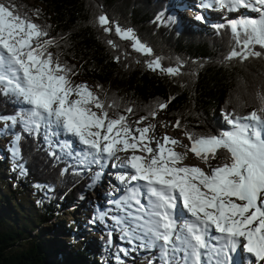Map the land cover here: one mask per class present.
<instances>
[{"label":"trees","instance_id":"trees-1","mask_svg":"<svg viewBox=\"0 0 264 264\" xmlns=\"http://www.w3.org/2000/svg\"><path fill=\"white\" fill-rule=\"evenodd\" d=\"M10 2L45 28L48 36L43 39L53 40L48 51L73 69L72 80L89 82L106 105H113L107 109L109 116H126L133 129L179 120L185 131L217 135L231 127L225 113L246 116L261 106L258 93H264V56L225 60L233 48L240 50L230 24L215 27L216 23L199 17L189 20L169 0ZM101 15L109 19L108 25L99 24ZM116 26L132 29L152 54L135 51L132 41L115 32ZM104 27L112 31L105 32ZM254 50L264 52L259 46ZM157 57L163 68L179 67L180 74L153 71L148 62ZM161 103H167L163 110L158 109ZM21 109L17 99L0 95V116H12ZM153 110L155 118L149 116ZM215 113L224 122L216 121ZM141 117L148 119L138 124ZM5 129L7 136L20 137L22 175L12 186L13 179L0 170V185L4 181L8 188L0 187V264H160L158 255L149 250L141 261L133 262L112 230L101 227L98 237L91 235L92 223L100 217L94 205L84 219L71 224L58 219L77 203L93 177H87L76 161L41 133L30 134L21 124ZM222 159L221 155L210 163L216 165ZM35 188L45 192L34 204L26 192Z\"/></svg>","mask_w":264,"mask_h":264},{"label":"snow or ice","instance_id":"snow-or-ice-1","mask_svg":"<svg viewBox=\"0 0 264 264\" xmlns=\"http://www.w3.org/2000/svg\"><path fill=\"white\" fill-rule=\"evenodd\" d=\"M211 3L229 11L245 8L259 14L231 23L240 50L233 48L225 60L264 56L254 50L255 46L264 49V0ZM98 22L110 23L104 15ZM104 31L112 29L104 27ZM115 32L132 41L135 51L152 54L132 29L116 26ZM46 36L42 25L20 14L10 0H0V95L26 105L0 120L21 124L30 134L43 130L50 144L58 130L74 136L84 146L77 161L80 165L101 164L113 157L121 161L117 153H130L113 164L130 171L118 176L126 191L114 201L121 214L112 219L129 242L157 250L160 264H233L230 253L238 248L251 255L250 264H264V93H258L260 108L248 115L225 113L229 130L210 136L186 130L190 147L168 135L161 143L149 135L156 125L133 129L126 116L111 118L107 109L112 104L106 105L86 83L74 84L73 69L48 51L53 40L43 39ZM108 43L117 46L111 40ZM148 67L180 74L179 67L163 68L159 57ZM166 107L167 103L158 105L159 110ZM156 115V110L149 113L152 118ZM147 119L141 117L137 123ZM174 127H181L179 120ZM177 146L185 151L177 152ZM58 147L64 150L71 145L64 142ZM18 152L14 146L13 153ZM189 152L208 171L184 164ZM221 155L222 161L213 166L210 161Z\"/></svg>","mask_w":264,"mask_h":264},{"label":"rangeland","instance_id":"rangeland-1","mask_svg":"<svg viewBox=\"0 0 264 264\" xmlns=\"http://www.w3.org/2000/svg\"><path fill=\"white\" fill-rule=\"evenodd\" d=\"M31 1L32 0H30V2ZM185 1L186 0H183V2L185 3L184 6H186ZM194 1H195V4L193 5L191 3L192 6H190V5L189 6L191 8L190 10H195V11H186V14H185L187 16V19H189V20L194 19L193 15L197 14L196 11L199 13H203V11L204 12L206 11V6H207V8L211 7L210 3H208V2L204 1V3L201 4V0H194ZM169 2H172V0H169ZM201 6H204V9H202ZM255 7H260V6L256 5ZM218 10H219L218 12H213L210 9H207V12H211V14L216 15L217 18H212L209 15H207V17H210L211 19L217 20V21L215 20L214 23H218L220 20L224 21L225 20V19H223V16L225 15L224 13L229 14V12H230L228 9L218 8ZM236 11H237L235 14L236 17H240V14L242 12L244 13L243 8H240ZM248 13H251V14L256 15V16L259 15L258 13H256L254 10H251V9H246L245 14H248ZM36 16L34 17L35 19L37 18ZM230 16L231 15H226V17H228L227 20H229ZM192 24L198 25V23H192ZM159 71H162V70L159 69ZM72 81L74 84L86 83V81L83 78H77V79H74ZM86 84L89 85V82ZM89 88L92 91L96 90L95 87L91 88L89 86ZM17 103L21 107L23 106V108L26 107V105H24L22 102H20L18 100H17ZM220 111L221 110H219V112ZM214 119H216V121L219 120L220 122H224L223 117L217 113H215ZM175 123H176V120L175 121L173 120V122L164 121L161 125H156L155 123H152V124L156 125V128L153 132H150L149 135L156 137V139L159 140L161 143H163V137L165 135H168L169 137H172V138H175V139L181 141L183 145H188L190 147L191 146L190 141L188 140L187 136L185 135V132H184L185 130H183L181 127H179V128L174 127ZM10 124H11L10 121L0 120V160L3 161L0 170L7 175L8 179H10V178L13 179L10 182V184L13 186L14 185L13 181L21 178L22 170L20 169V166L18 164V154L13 153L14 146L17 147L16 136H14V135H8L7 136V134H5L6 126H8ZM148 124H144L141 127L143 128V127L147 126ZM41 132H43V130ZM42 136L45 139L44 133L42 134ZM68 138L72 139L74 145L76 144L75 148L76 147L79 148V147L83 146L82 144L79 143V141L74 136H71V135L64 133L62 131H59V130L57 131L56 135H53L50 137L52 144H54L55 146L63 144L64 142L71 143V141H69ZM64 139H65V141H64ZM152 146L155 147V143H153ZM58 148H60V147H58ZM75 148L74 149L73 148L64 149V151L65 150L67 152L71 151L73 153V155H75V157L77 158V160H76V162H77L78 159L80 158L79 157L80 152L76 151L77 149H75ZM175 150L183 153L185 151V148L177 146L175 148ZM119 153L129 154L127 152H119ZM119 153H117V155H119ZM113 158H115V157H113ZM113 158L109 162H108V160H105L101 164L90 165L89 168H85V165L79 164L80 167H83L85 170L88 169V171L94 175L93 176L89 173L87 175V177H90V175H91L94 179L86 186V188L83 189V195L80 199H78L76 201L77 203L71 209L64 210L58 216V219L63 220L64 222H66L68 224H71L74 220L80 219L81 217H82V219H84V217L85 218L88 217L90 211L93 210V208H91L93 205L95 206V211H96L97 207L100 208L99 210L103 209L105 211V207H107L111 203L112 194H115V193H114V191L111 190L110 185L107 182L104 183V185L99 186V187L96 185L99 182L100 178L105 176V175H106V177H105L106 181L109 180V177H110L109 170H110V168L112 170L111 166H113V164L116 160ZM184 164H186V165L192 164L191 166H193V165L199 166L202 169H204L205 171H208L207 165L203 161L198 159L191 152L188 153L187 159L184 160ZM211 164L214 166V163H211ZM106 166H107L108 170L105 171V173H103L104 167H106ZM86 167H88V166H86ZM111 175H113V172H111ZM112 179H113V177H112ZM1 184L2 185H0V187H3L4 191H8L7 185H5L4 181H2ZM114 190H117V188L115 186H114ZM44 192L45 191L43 188H39V189L35 188L33 190L30 189L29 191L26 192L27 199L28 200L32 199V203L35 204L36 201L39 200V197L42 198L44 196ZM83 207H85L84 210H82ZM86 209L88 210L87 212H85ZM113 212H114L113 210H108V213L106 215H104L101 219L97 218L92 223V230H91L90 234L93 235L94 237H98L99 231H101V227L106 228L107 230H112L113 235L117 236L120 239L121 245L127 251L126 252V253H128L127 256L130 257L133 262L141 261L145 252H147L148 250L152 252V249L140 247L139 241L129 242L128 238L123 237V233L115 225V222L112 219L113 216H118V215H120V213H117V212H119L117 210H116L117 214H115ZM103 213H105V212H103ZM82 214H84V215H82ZM86 214H88V215H86ZM52 221H54V220H52ZM154 251L157 252L155 249H154ZM242 252H243V249H242ZM136 257H139V258L135 259Z\"/></svg>","mask_w":264,"mask_h":264},{"label":"bare ground","instance_id":"bare-ground-1","mask_svg":"<svg viewBox=\"0 0 264 264\" xmlns=\"http://www.w3.org/2000/svg\"><path fill=\"white\" fill-rule=\"evenodd\" d=\"M186 2H187V5L189 6H192L191 5V3L194 5L195 4V1L194 0H186ZM201 4H203L202 3V1H201ZM189 6V7H190ZM201 8L202 9H204V6H201ZM209 9V8H208ZM219 11V10H218ZM218 11H213V12H218ZM203 13H205L204 11H203ZM206 15H209L210 17H212V18H217L216 17V15L215 14H211V12H207L206 13ZM209 22V21H208ZM60 136V135H59ZM63 140V139H62ZM68 140L69 141H71V143H70V145H71V148H75V145H74V143H73V141H72V139L71 138H68ZM64 141H65V139H64ZM75 149H77L76 151H79L80 153L82 152V147H79V148H75ZM82 149V150H81ZM178 152V151H177ZM130 154V153H129ZM129 154H126V153H119V157H123V156H125V155H129ZM113 159H116V158H113ZM115 161H117V160H115ZM190 166L192 165V164H189ZM194 166V165H193ZM89 167V166H88ZM112 167V166H111ZM111 169V168H110ZM108 170V168H107V166L106 167H104V171H103V173H105V171H107ZM88 173H90L89 171H88ZM91 175H93L92 173H90ZM107 174V173H106ZM94 176V175H93ZM105 177H106V175L105 176H103V177H101L100 178V180H99V182L97 183V185L96 186H102V185H104V183H108L109 185H110V188H111V190L112 191H114V193L115 194H112V198L113 197H118L119 195H120V193L117 191V190H114V186L116 187V188H118L117 187V183H116V181H115V178H114V176H111V178L109 177V180L108 181H106V179H105ZM112 177H113V179H112ZM112 183V184H111ZM94 190V189H93ZM102 194V193H101ZM118 200V199H117ZM106 209H108V210H113L114 212L113 213H115V214H117V213H120V211L118 210V209H116V208H114V207H112L111 206V203L107 206V207H105V210ZM116 210L117 211H119V212H117L116 213ZM121 214V213H120ZM157 251V250H156ZM238 252L240 253L241 252V254H242V258H243V253L245 252L244 250H243V252H242V248H238ZM244 259V258H243ZM239 264H246V263H244V261L242 260V261H240L239 262Z\"/></svg>","mask_w":264,"mask_h":264}]
</instances>
